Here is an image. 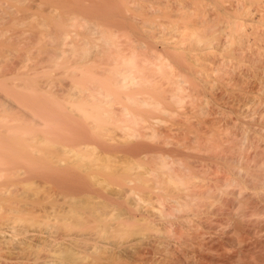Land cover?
Returning <instances> with one entry per match:
<instances>
[{
    "label": "bare ground",
    "instance_id": "bare-ground-1",
    "mask_svg": "<svg viewBox=\"0 0 264 264\" xmlns=\"http://www.w3.org/2000/svg\"><path fill=\"white\" fill-rule=\"evenodd\" d=\"M254 1L255 5L237 3L236 16L229 22L225 37L215 45L216 28L205 26L201 15L179 27L177 46L181 51L177 50V54L208 60L201 63L207 67L210 59L206 50L211 47L220 49L224 56L215 58L217 53L212 57L229 75L222 86L216 83L215 87L212 84L209 88L218 86V93L213 89L212 93L217 96H213L214 101H219L215 105L220 103L222 110L214 108L212 103L215 111L212 110L214 114L209 112V116L214 117L208 118L205 136L197 145H201V150L196 147L199 149L196 152L189 148L193 150L189 153V150L177 149V171L158 152L163 150L157 151V144L152 147L147 145L148 142L132 143L124 149L136 154H131L132 160L133 157L134 160L139 159L138 155L144 153L145 157L142 154L139 157L157 158L156 165L136 175L125 176L119 171L110 174V171L109 180L115 181L112 189L93 187L85 181L78 187L69 185L59 190L45 189L39 197L33 195L22 199L18 189L1 181L3 176L10 174L14 177L16 173L15 167L0 155V264H264V0ZM100 29V26L96 28L100 34L96 40L103 42L99 56L110 54L113 59L102 68L104 75L123 90L153 85L146 69L162 71V67L167 65L148 59V62L138 63L134 46L123 51L113 32L108 28ZM40 39H45L41 50L52 63L47 68H62L65 64L60 57L84 56L91 45L85 42L80 51L67 48L68 35L64 31L55 35L46 32ZM37 66L28 67L29 72L28 68L27 72L14 70L16 75L12 72L16 79L29 76L24 80L27 85L22 83V79L17 80L21 81L20 86L19 82L10 83L9 79L6 81L10 85H4V89L0 85L3 92H8L3 95L9 96L0 93L4 98L0 97L4 100H0V109L6 105L7 109H13V103L8 102L16 91L13 89L20 87L25 90L34 84L39 85L35 91L47 90L48 83H38L35 78L37 73H44L42 66L35 73ZM18 71L26 72L27 76L18 75L21 74ZM30 78H33L31 84ZM209 82L211 84L207 81L208 85ZM4 83L7 84L2 82V85ZM11 84L19 87L9 88ZM179 92L180 88L173 95L174 100H180ZM44 93L46 96H38L40 93L37 92L38 99L42 97L45 100L48 96ZM15 94L12 99H16L17 95L13 98ZM175 95H179L177 99ZM79 98L90 104L87 108L78 107L84 110L82 117L106 135L113 131L111 127L130 131L132 125L138 124V115L125 103L119 102L120 106L115 107L112 94L95 81L82 89ZM122 98L129 105L157 104V100L149 102L135 93H124ZM216 111L221 115L215 114ZM4 116L0 120L6 124L5 120L8 122L10 117L7 120L9 115ZM26 120L30 123L37 121ZM7 125H2L3 129L6 128L2 132L10 135L28 133V129L13 131ZM45 131L41 130L42 134ZM201 133L204 134V130L201 129ZM162 182L177 186V192L160 194L155 188ZM139 187L148 195H155L157 200H167L168 207L158 212L141 204ZM46 216L55 220L48 222ZM133 224L141 227L135 230Z\"/></svg>",
    "mask_w": 264,
    "mask_h": 264
},
{
    "label": "rangeland",
    "instance_id": "rangeland-1",
    "mask_svg": "<svg viewBox=\"0 0 264 264\" xmlns=\"http://www.w3.org/2000/svg\"><path fill=\"white\" fill-rule=\"evenodd\" d=\"M238 2L255 5L254 0H0V85L2 89L4 85L9 84V81L15 84L19 82V86L25 83L24 80L29 77L23 76L27 72L26 68H32L34 65L39 66V68L36 67L37 69L33 68L34 71L36 70L35 73L41 70V66L44 67L41 70L44 72L42 75L41 72L37 73L40 74V78L38 75L35 77L34 74L38 83L46 82L49 85L46 87L49 91L41 92L38 89L35 91L39 85L34 84L29 88L26 87L25 90L13 84L9 86V88L14 86L18 88L13 90L11 88L12 91L16 90V94L14 92L10 95L12 97L15 94L13 98L16 95L17 97L9 98L8 102L13 103V109H7L6 103V106L0 109V117L4 114L9 115L6 116L7 120L10 117L8 122L4 119L6 124H3V119L0 120V155L11 167H15L16 175L3 176L1 181L4 185L18 189L22 199L33 195L39 197L45 189L59 190L69 185L78 187L85 181L93 187L96 185L112 189L115 188V181L109 180L110 171V174L119 171L125 176L136 175L147 168L154 167L158 162L157 158L149 159L147 155L149 153L146 154V158L150 161L143 158L144 153L138 155L139 159L134 160L133 157L132 160L131 154L134 152L124 151L132 143L148 142L147 145L152 147L157 144V151L159 149L166 151L158 152L162 153L165 161L170 166H174V171H177V149L186 152L189 150V153L196 147L201 150V145H197L205 136L208 121L214 117L212 115L210 117L209 112L215 111L212 103L214 102L213 105H215L219 102L217 99L218 102L214 101L215 94L212 93V89L216 92L218 86L216 89L209 90V88L213 86L212 84H215L213 86L215 87L216 83L222 86V82L229 75L215 59L224 56L220 49L211 47V50H206L210 59V63L206 64L207 67L201 63L202 61L206 63L208 60H195L190 57V54L184 56L177 54V50L181 51L177 46L179 27L186 21L191 22L196 15H201L205 20V26L216 28V37L213 40L215 45L225 37L229 22L236 16L235 9ZM64 8L68 10L62 12ZM98 26L101 27L100 30L108 28L110 32H113L116 35L117 44L123 51H129L131 46H134L138 53V63L148 62L146 61L148 59L167 65L162 67V71L143 68L148 70L153 85L123 90L104 75L106 73L102 72V68L108 66L113 59L110 58V54L99 56L103 42L96 40V37L100 35L96 30ZM59 31H64L68 35L67 48L80 51L83 44L89 42L91 44L89 52L84 56L72 54L60 57V61L64 62L65 66L47 68L48 64L52 63L41 50L46 41L40 37L46 32H52L55 35ZM217 53L215 57L214 54ZM92 65L97 67L94 68ZM16 69L26 71L25 74L21 71L17 72H20L21 74L18 75L23 78H15ZM12 72L15 74L14 77L11 75ZM33 78L29 79L30 84ZM21 79L23 81L20 84L21 81L17 80ZM94 81L112 94L115 107L125 103L138 115V124L132 125L133 129L130 131L121 129V131L117 127H111L113 131L105 132L108 134L106 135L103 130L93 128L94 124L92 122L89 124V121L82 117L84 110H79L78 107L87 108L86 106L90 104L79 96L82 89L87 88ZM207 81H211L210 86ZM2 82L7 84L2 85ZM178 88H180V100L177 101L174 100L173 95L177 94ZM5 90L9 91L6 87ZM37 92L40 93L38 96H46L44 93L46 92L48 97L45 100L42 97L38 99ZM0 93L3 95L8 92L0 89ZM124 93H135L149 102L157 100V104L129 105L122 98ZM1 94V98L8 96ZM3 99L1 101H4ZM9 104L8 108H10ZM219 106L220 103L214 108L222 110ZM2 112L3 115H1ZM91 112L95 113V111ZM218 113L216 111L215 114ZM220 115L219 113L218 116ZM26 118L37 121L30 123L31 121L28 122ZM2 125L5 127L7 125L13 131L28 129V133L10 135L2 132L6 130L5 127V129L2 128ZM115 129L118 132H115ZM201 129L204 130V134L201 133ZM41 130L47 132L42 134ZM110 135L111 137L114 135L113 139ZM109 143H112L113 148L112 145L108 146ZM114 145L119 148L117 146L114 148ZM141 154L143 157H139L142 156ZM99 178L105 180L101 182ZM97 181L101 184L97 185ZM139 188L141 204L150 206L158 212H163L168 207L167 200H157L155 195L150 196L142 190V187ZM155 189L160 194L177 192V186L166 182L159 183ZM45 220L53 222L55 218L46 216ZM132 227L136 230L141 225L133 224ZM143 230L147 229L143 227Z\"/></svg>",
    "mask_w": 264,
    "mask_h": 264
}]
</instances>
